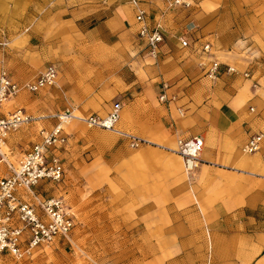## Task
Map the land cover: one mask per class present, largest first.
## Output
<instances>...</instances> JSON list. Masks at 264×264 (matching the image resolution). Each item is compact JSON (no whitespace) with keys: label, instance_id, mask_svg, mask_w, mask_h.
<instances>
[{"label":"crops","instance_id":"0c3cea01","mask_svg":"<svg viewBox=\"0 0 264 264\" xmlns=\"http://www.w3.org/2000/svg\"><path fill=\"white\" fill-rule=\"evenodd\" d=\"M141 1L150 26L164 35L158 58L138 35L130 0H0V44L25 31L30 36L26 49L7 51L6 58L0 54L14 78L21 83L35 79L47 63L37 62L34 54L44 60L50 50L60 51L55 56L60 67L53 64L62 76L54 87L27 100L18 97L14 104L38 103L43 112L106 114L113 99L121 102V130L151 143L139 149L140 185L129 189L125 183V202L129 196L139 201L140 218L155 219L156 230L178 237L185 254L172 264H191L184 246L204 234L213 240V264H239V236L249 240L253 234L247 229L259 227L264 210V140L259 151H242L252 135L264 133V0H197V7ZM52 19L68 26L58 33L62 38L51 41L41 37ZM181 36L190 41L189 48L181 46ZM64 38L73 46L63 45ZM203 43L211 44L213 55L201 51ZM238 45L239 71H225L217 80L205 75L202 61L234 60L230 53ZM164 83L177 101L159 99ZM74 128L65 165V156L86 152L92 157L114 150L113 160L129 153L128 141L111 131H86L81 122ZM196 135L205 141L199 166L185 173L182 157L174 152L168 159L175 174L169 175L164 148L176 151L178 138ZM160 218L166 221L162 225ZM195 246L204 250L203 244Z\"/></svg>","mask_w":264,"mask_h":264},{"label":"rangeland","instance_id":"374dc122","mask_svg":"<svg viewBox=\"0 0 264 264\" xmlns=\"http://www.w3.org/2000/svg\"><path fill=\"white\" fill-rule=\"evenodd\" d=\"M191 1L192 7L198 6L197 0ZM10 2L41 4L43 0H10ZM158 2L162 4L160 1ZM53 7L55 9L58 8L55 5ZM66 26H68L66 21L60 20L58 22L52 19L46 36H42L41 38H50L51 41L54 38H62L61 34L58 33L65 29ZM64 39L63 45L73 46V42L68 43L66 42L68 39ZM29 40L28 31H25L20 36L9 38L5 43L0 44V54L5 53L6 58L10 56L7 54V51L26 49ZM59 52V50H50L44 60L42 56H39L38 52L34 56L37 62L57 64L58 60L55 59V56L59 57ZM230 55L235 59L227 63L219 59L222 63V72L226 71V65H231L235 70L239 71V45ZM0 60L5 62L1 58ZM57 66L59 65L57 64ZM61 76L62 74L59 73V78ZM46 88H52V86ZM37 93L20 92L16 97L7 102L6 111L24 108L27 112L36 116L60 111H39L37 109L38 103L33 105H28L27 103L21 105L14 104V100L18 97L24 96L27 100L33 98ZM115 102L117 101L113 99L111 104ZM107 108L109 109V106ZM74 112L78 115L91 114L83 113L79 110ZM76 122L80 121L73 120L66 126L67 131L71 134L70 137L76 134L74 128ZM51 123L52 121L45 120L24 125L13 132L3 148L6 158L15 164L18 163L24 153L37 140L39 130L42 127L49 128ZM82 125L86 131L90 129L105 130L98 127L90 128L84 123ZM121 129L119 122L116 130L107 131H111L117 137H120L118 130ZM133 133L140 136L136 132ZM127 146L129 148L128 155L116 158V160H113L114 150L106 154V156H103L102 152L94 154L92 157L85 156L88 152L84 153L83 156H65L66 173L64 180L60 184L43 183L37 190L41 191L44 196H65L76 220L72 233L68 238L35 248L31 254L21 260L7 259L3 264H172L173 260L184 255L185 252L180 251V242L176 235L167 234L160 228L156 230V227L152 226V222L156 221L155 219L140 218L139 209L141 204L139 201H134L129 196L126 198L128 201L125 202V183L128 184L127 188L129 189L140 185L139 166L142 160L139 149L143 145L138 148H132L127 143ZM164 149L168 150L164 151L165 155H167L163 160L165 168L170 169L169 175H174L173 161L169 160L168 156L171 153L177 152L171 150L168 146ZM5 166L6 163L3 161L0 164L1 174L4 172ZM181 168L185 172L183 165ZM260 215L262 220L259 222V227L252 228V230L247 229L249 233L253 234L249 236V240H246L243 236H239V248H241L239 250V264H264V210L260 212ZM159 222L162 225L166 221L160 218ZM212 242L213 240L211 241L207 234L195 236L192 242L184 246V250L189 249L186 252L188 255L187 260L191 264H213L215 259L213 260L210 250ZM201 244L204 246L202 252L197 251L195 246ZM206 244L207 251L205 249ZM157 259L158 262H156Z\"/></svg>","mask_w":264,"mask_h":264},{"label":"built area","instance_id":"2783aa9c","mask_svg":"<svg viewBox=\"0 0 264 264\" xmlns=\"http://www.w3.org/2000/svg\"><path fill=\"white\" fill-rule=\"evenodd\" d=\"M136 8V20L139 23L138 35L153 58L160 54V44L164 35L159 27H152L147 21V11L141 0H130ZM170 7H190L191 0H160ZM183 48L191 46L186 36L180 37ZM200 49L213 55L210 43H203ZM200 66L211 80H217L222 72V63L209 57ZM227 72L235 71L226 65ZM59 78V69L55 64H48L33 80L19 82L8 67L0 60V146L6 144L10 135L24 125L52 121L51 126L39 130L37 140L24 153L18 163L6 160L0 152V161H5L4 172L0 173V264L7 259L21 260L40 246L53 244L68 238L75 225V215L63 195L44 196L38 187L43 183L60 184L65 177L66 165L64 154L69 144L70 134L66 126L73 120L80 121L88 127L116 130L121 119L122 103L116 102L106 114L91 113L77 115L71 109H64L45 115H34L24 108L6 111V104L20 92L37 93L46 87L54 86ZM159 99L162 102L177 101L175 93L168 95V84ZM252 110L254 108H251ZM184 114L182 107L178 108ZM126 139L132 148L151 144L136 134L118 133ZM264 140V133H256L243 146L242 151L252 154L259 151ZM205 148L204 138L200 135L180 137L176 152L183 159L184 170L193 173L201 162ZM172 150V149H171Z\"/></svg>","mask_w":264,"mask_h":264},{"label":"bare ground","instance_id":"6f19581e","mask_svg":"<svg viewBox=\"0 0 264 264\" xmlns=\"http://www.w3.org/2000/svg\"><path fill=\"white\" fill-rule=\"evenodd\" d=\"M77 115H78V114H77ZM119 122H120V121H119ZM119 122H118V123H119ZM117 125H118V124H117ZM116 128H117V127H116ZM118 131H119V133H121V132H125V131H122V130H118ZM125 133H128V132H125ZM129 134H131V133H129ZM5 145H6V144H3L2 146H0V152L3 153L5 159L8 160V159L6 158V156H5L6 153L2 150V149L4 148ZM0 162L2 163L3 161H0Z\"/></svg>","mask_w":264,"mask_h":264}]
</instances>
